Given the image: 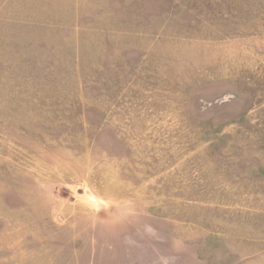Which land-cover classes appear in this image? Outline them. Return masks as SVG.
I'll return each mask as SVG.
<instances>
[{
    "label": "rangeland",
    "instance_id": "obj_1",
    "mask_svg": "<svg viewBox=\"0 0 264 264\" xmlns=\"http://www.w3.org/2000/svg\"><path fill=\"white\" fill-rule=\"evenodd\" d=\"M0 264H264V0H0Z\"/></svg>",
    "mask_w": 264,
    "mask_h": 264
}]
</instances>
